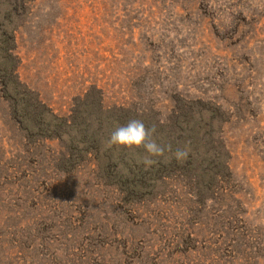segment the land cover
Masks as SVG:
<instances>
[{"label":"rangeland","instance_id":"rangeland-1","mask_svg":"<svg viewBox=\"0 0 264 264\" xmlns=\"http://www.w3.org/2000/svg\"><path fill=\"white\" fill-rule=\"evenodd\" d=\"M0 264H264V0H0Z\"/></svg>","mask_w":264,"mask_h":264},{"label":"clouds","instance_id":"clouds-1","mask_svg":"<svg viewBox=\"0 0 264 264\" xmlns=\"http://www.w3.org/2000/svg\"><path fill=\"white\" fill-rule=\"evenodd\" d=\"M155 126L148 128L140 119H131L126 125L117 127L110 135L107 144L121 149L134 151L143 148L147 156L143 159L146 167L156 163L152 157H162L166 151H172L171 145H161L153 139ZM189 156L187 147L177 148L173 157L177 161H184Z\"/></svg>","mask_w":264,"mask_h":264},{"label":"trees","instance_id":"trees-1","mask_svg":"<svg viewBox=\"0 0 264 264\" xmlns=\"http://www.w3.org/2000/svg\"><path fill=\"white\" fill-rule=\"evenodd\" d=\"M10 69V74L8 73V77H9V82L11 83V85L14 87V89H16L17 87L20 88V90L22 91V93L25 94V96L27 97V99L29 101H32V103L37 106L38 108H41L44 106L41 105V101L39 100V98H41L38 94H34L32 93L28 86L26 84H21L20 83V79L17 75V73L15 72V67H10V68H7V70ZM98 98H96V106L101 109L103 106H104V103L102 101V98H101V94L100 92H98ZM36 108V107H35ZM62 123L65 125L66 122L65 121H62Z\"/></svg>","mask_w":264,"mask_h":264}]
</instances>
